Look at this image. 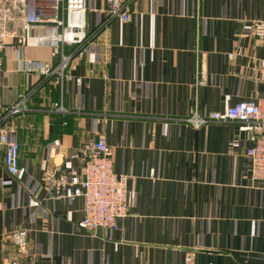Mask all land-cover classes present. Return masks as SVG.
<instances>
[{"label":"crops","instance_id":"0c3cea01","mask_svg":"<svg viewBox=\"0 0 264 264\" xmlns=\"http://www.w3.org/2000/svg\"><path fill=\"white\" fill-rule=\"evenodd\" d=\"M14 5L0 1V17ZM131 12L128 23L109 20L107 0H88L96 38L64 82L39 87L38 64L60 62L51 46L5 49L0 113L37 90L27 112L1 122L27 174L17 181L0 154V264H186L191 252L195 264H264V184L252 182L246 155L254 136L237 123L185 121L264 97L253 33L264 0H131ZM20 26L8 27V42ZM99 135L128 177L130 211L118 230L89 232L78 226L84 198H57L49 178L69 160L82 177L70 156ZM18 230L25 252L11 238Z\"/></svg>","mask_w":264,"mask_h":264},{"label":"built area","instance_id":"2783aa9c","mask_svg":"<svg viewBox=\"0 0 264 264\" xmlns=\"http://www.w3.org/2000/svg\"><path fill=\"white\" fill-rule=\"evenodd\" d=\"M6 1V0H0ZM109 20H120L128 23L132 19L131 0H107ZM11 12V13H10ZM88 0H15L13 11L0 17V73L3 72L4 51L7 47L23 49L30 46H51L60 56L56 65L46 62L38 64L37 71L44 80L56 78L58 83L70 78L67 68L74 56H81L86 46L96 38V34L87 32ZM14 13L16 15H14ZM20 24V33L11 34L8 27ZM253 33L264 49V19L253 24ZM66 47H74L71 54H66ZM232 56V55H230ZM19 70L32 71L31 61H20ZM260 80L264 84V56L259 61ZM80 83L81 80L78 79ZM37 89L25 90L19 94L18 102L0 113V154L4 153L6 171L17 181H23L27 168L21 164V147L18 142L9 139L1 122L8 115H21L29 110L28 103ZM58 113L65 114L63 105L55 104ZM195 128L210 123H237L240 130L254 136V145L247 149L251 180L264 184V97L240 101L224 111H215L201 115L197 110L185 120ZM82 161V177L71 160L65 162V170L59 177H50L49 182L56 191L57 198L82 197L85 201L84 216L78 226L81 230L97 232L99 230L119 229V220L128 216V177L114 172L112 150L103 135L84 147L70 159ZM19 252L28 247V236L24 230L15 231L11 236ZM186 264H195V253H189Z\"/></svg>","mask_w":264,"mask_h":264},{"label":"trees","instance_id":"16d2710c","mask_svg":"<svg viewBox=\"0 0 264 264\" xmlns=\"http://www.w3.org/2000/svg\"><path fill=\"white\" fill-rule=\"evenodd\" d=\"M49 80H52V79H49ZM49 80H44L42 85L46 84L47 81H49ZM42 85H41V86H42ZM39 87H40V86H39Z\"/></svg>","mask_w":264,"mask_h":264}]
</instances>
